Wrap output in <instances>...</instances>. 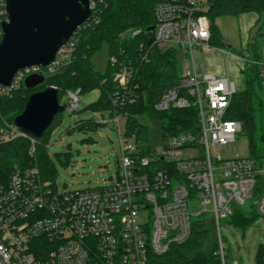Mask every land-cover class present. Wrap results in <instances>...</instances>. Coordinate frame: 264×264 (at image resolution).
Wrapping results in <instances>:
<instances>
[{
    "label": "built area",
    "instance_id": "1",
    "mask_svg": "<svg viewBox=\"0 0 264 264\" xmlns=\"http://www.w3.org/2000/svg\"><path fill=\"white\" fill-rule=\"evenodd\" d=\"M100 1L91 3L92 15L86 22ZM208 6L209 0H160L155 7L154 44L182 48L192 61L196 50H223L243 62L242 70L246 64L257 65L264 87V55L254 60L210 45ZM7 20L6 0H0V43ZM77 30L50 65L20 70L10 86L0 85V93L19 90L30 74L54 73L70 62ZM140 32L133 31L132 36ZM134 74L127 63L115 74L121 88L115 102L121 109L136 99ZM238 91L229 77L188 69L179 85L163 93L155 109L196 107L199 132L170 135L163 150L151 149L148 154L136 135H127L126 114L116 110L110 120L119 132L121 157L115 179L106 185L61 192L55 180H44L36 167L16 169L8 181L0 180V264H149L152 254L186 242L192 220L203 214L214 219L220 264H238L227 259L221 224L235 205L251 199L257 177L264 173V165L249 156L224 159L218 153L243 134L242 123L227 118ZM68 96L69 107L77 111L80 89ZM99 121L108 123L106 117ZM19 138L30 142L33 154L39 138L14 123L0 124V144ZM256 205L264 216V194ZM145 213L150 219L143 220Z\"/></svg>",
    "mask_w": 264,
    "mask_h": 264
},
{
    "label": "trees",
    "instance_id": "2",
    "mask_svg": "<svg viewBox=\"0 0 264 264\" xmlns=\"http://www.w3.org/2000/svg\"><path fill=\"white\" fill-rule=\"evenodd\" d=\"M160 0H102L98 2L90 22H85L77 30L78 43L70 62L54 73H45L44 84L34 89L26 88L24 82L20 89L10 94L0 93V124L14 123L21 114L29 97L47 86H56L59 98L63 94L80 89V93L99 90L97 100L86 109L105 117L115 115L116 110L126 114L127 135H136L142 144V150L148 154L150 146L149 126L141 123V116L160 120L164 139L180 132L197 135L198 110L190 108H171L165 111L155 109L163 93L180 84L183 78L184 64L180 62L179 48L161 47L154 44L156 25L155 7ZM255 12L259 15L258 27L250 34L244 55L259 60L263 57L262 29L264 27V0H209L206 12L211 28L210 45L228 49L230 44L224 40L216 20L223 16H240ZM140 30L136 36L132 32ZM128 34L124 36L123 34ZM116 59V63L112 62ZM100 60V61H98ZM102 60V61H101ZM100 63L104 68H99ZM131 64L134 71V89L136 99L126 103L122 109L115 102L121 88L114 81L121 64ZM245 76V88L232 98L227 118L238 120L243 125V134L249 140L250 155L260 165H264V87L257 65L246 64L242 70ZM59 113L51 126L39 138L35 152L31 154L28 140L19 138L0 144V180L8 181L16 169L36 167L44 180H55L56 169L48 153V141L54 122L61 118ZM105 123L99 120L82 119L74 122L69 130H96ZM65 153L60 160L68 161ZM162 162V161H160ZM264 194V173L258 175L253 195L244 205H235L233 213L224 218L223 223L236 229L246 230L254 226L259 219L256 200ZM218 239L212 216L200 215L192 220L190 237L183 244H173L161 255L152 254L149 264H220L215 255ZM258 264H264V246L259 249Z\"/></svg>",
    "mask_w": 264,
    "mask_h": 264
},
{
    "label": "rangeland",
    "instance_id": "3",
    "mask_svg": "<svg viewBox=\"0 0 264 264\" xmlns=\"http://www.w3.org/2000/svg\"><path fill=\"white\" fill-rule=\"evenodd\" d=\"M216 24L220 27L226 43L231 45L230 48L224 50L231 51L239 56L244 55L247 44L244 42L243 34L245 32L241 27L239 17H219ZM262 33V52L264 55V27ZM123 35L128 36L125 33ZM179 51L180 62H183L184 68L189 65L192 69V56L187 55L182 48H179ZM197 52V50L194 52L193 58L198 64ZM218 57L222 64H228L231 71L230 79L236 82L237 88L239 90L244 89L243 62L230 63L226 52L223 50L219 52ZM99 68L103 69L104 64L100 63ZM261 94L264 95V90ZM99 95V90L82 93L79 108L77 111H73L69 107L68 94H63L61 103L66 104L67 109L63 112L62 117L54 122L47 148L56 169L55 182L61 192L103 186L114 180L117 175L118 159L121 157V143L118 129L114 122L110 120L109 114L105 115L108 123L100 125L96 130H79L77 128L69 130L74 122L80 123L82 119L100 120L102 118L100 114L86 109L90 103L98 99ZM140 121L149 126V143L152 150L155 152L163 150L165 140L160 120L141 116ZM121 130L122 132L126 130L123 124ZM65 153H68L69 157L67 163L63 164L60 157ZM218 153L224 159L236 154L244 157L249 156V140L244 134H239L236 141L220 149ZM142 217L143 220L150 219V217H146V213L142 214ZM221 230L226 243L228 260L235 261L238 264H258V252L260 247L264 246V216H260L254 226L244 231L226 225L222 221Z\"/></svg>",
    "mask_w": 264,
    "mask_h": 264
},
{
    "label": "water",
    "instance_id": "4",
    "mask_svg": "<svg viewBox=\"0 0 264 264\" xmlns=\"http://www.w3.org/2000/svg\"><path fill=\"white\" fill-rule=\"evenodd\" d=\"M93 1L99 0H6L8 20L2 23L0 85L10 86L15 74L27 67L50 65L79 26L90 18ZM154 29L152 26L151 30ZM45 81L44 74L33 73L24 84L34 89ZM66 109L58 88L50 85L29 97L14 124L42 138L55 117Z\"/></svg>",
    "mask_w": 264,
    "mask_h": 264
},
{
    "label": "crops",
    "instance_id": "5",
    "mask_svg": "<svg viewBox=\"0 0 264 264\" xmlns=\"http://www.w3.org/2000/svg\"><path fill=\"white\" fill-rule=\"evenodd\" d=\"M238 17L240 20L241 27L243 31L245 32L243 34L244 42L247 44L250 38L249 33L251 34V32L256 28L258 20H259V15L255 12H248V13H243ZM197 51H198L197 52L198 64L193 59L194 61L193 69H195L199 74L201 75L202 74H213L216 76H225V77L230 78L231 71L229 70L228 64L227 63L222 64V62L219 60V57H218L219 52L221 50L216 49V48H207V49H202V50H197ZM227 59L230 60V63L231 62L237 63L238 61H241L238 58L233 57V56L228 57ZM188 69H191L189 65L185 66L183 74ZM243 88H245V85Z\"/></svg>",
    "mask_w": 264,
    "mask_h": 264
}]
</instances>
